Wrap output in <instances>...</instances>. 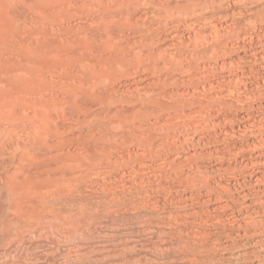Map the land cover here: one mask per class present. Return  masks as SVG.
<instances>
[{"label": "rangeland", "instance_id": "1", "mask_svg": "<svg viewBox=\"0 0 264 264\" xmlns=\"http://www.w3.org/2000/svg\"><path fill=\"white\" fill-rule=\"evenodd\" d=\"M244 1L0 0V264L81 245L70 264H264V24ZM60 212V250L3 229Z\"/></svg>", "mask_w": 264, "mask_h": 264}, {"label": "bare ground", "instance_id": "2", "mask_svg": "<svg viewBox=\"0 0 264 264\" xmlns=\"http://www.w3.org/2000/svg\"><path fill=\"white\" fill-rule=\"evenodd\" d=\"M246 1V0H245ZM244 1V2H245ZM250 2H252V0L250 1ZM254 2V1H253ZM256 2H257V6H260V8H259V10L258 9H256L257 11V15L260 17V20L261 21H263V24H264V0H256ZM243 3V2H242ZM247 3V2H246ZM203 4V3H202ZM250 4V3H249ZM256 4V3H255ZM241 5V4H240ZM252 5H253V3H252ZM183 6V5H182ZM195 6V5H194ZM251 7V6H250ZM249 7V8H250ZM255 7H256V5H255ZM251 9V8H250ZM255 9V8H254ZM184 10V9H183ZM181 13V12H180ZM253 13H255V11L253 12ZM190 15V14H189ZM254 15V14H253ZM257 15H255L256 17H257ZM202 16V15H201ZM181 17V16H180ZM183 17V16H182ZM253 17V16H252ZM255 17V18H256ZM186 19V18H185ZM257 19V18H256ZM203 20V19H202ZM213 20V19H212ZM259 20V19H258ZM206 22V21H205ZM259 23H260V21H259ZM258 23V24H259ZM250 24H251V22H250ZM202 25V24H201ZM249 25V24H248ZM255 25V24H254ZM257 25V24H256ZM218 26V25H217ZM214 30H216V29H214ZM213 31V30H212ZM241 31V30H240ZM203 33V32H202ZM216 33V32H215ZM221 35V34H220ZM263 36V35H262ZM262 41V40H261ZM3 128V127H2ZM2 130H4V129H2ZM15 131V130H14ZM17 131V130H16ZM0 134H2V133H0ZM37 135V134H36ZM3 137V134L2 135H0V137ZM33 136V135H32ZM40 137H41V135H40ZM36 139V138H35ZM38 139V138H37ZM40 139V138H39ZM2 140H3V142H4V139L2 138ZM29 140V139H28ZM33 141V140H32ZM1 143H2V141H1ZM5 143V142H4ZM3 143V144H4ZM7 144V143H6ZM30 144V143H29ZM0 147H2L3 148V145L2 146H0ZM7 147H8V145H7ZM18 147V149H19V147H20V144H19V146H17ZM17 147H15L16 149H17ZM49 147V146H48ZM14 148V147H13ZM22 148H24V147H22ZM4 149V148H3ZM3 149H1L0 150V152H3ZM9 149V148H8ZM20 149H21V147H20ZM25 149V148H24ZM10 150V149H9ZM22 150V149H21ZM8 151V150H7ZM23 151V150H22ZM32 151V150H31ZM9 152V151H8ZM12 152V151H11ZM11 152L8 154V155H10L11 154ZM14 152V151H13ZM17 152H18V150H17ZM30 152V151H29ZM5 153V152H4ZM7 154V153H6ZM29 154V153H28ZM12 155V154H11ZM16 155V154H15ZM20 155V154H19ZM4 157H5V159H6V157H7V155H4V154H2V153H0V175H2V176H4V174L5 173H9V167L7 166V161L4 159ZM11 157V156H10ZM9 157V158H10ZM8 158V159H9ZM14 158H15V156H14ZM18 158H19V156H18ZM20 159V158H19ZM18 159V160H19ZM11 160V159H10ZM17 160V159H16ZM21 160V159H20ZM18 163V162H17ZM8 167V168H7ZM77 170V169H76ZM75 171V170H74ZM73 170H72V172H74ZM76 172V171H75ZM83 172V171H82ZM70 173V172H69ZM70 174H72V175H69V177H67V175H66V178H65V176H63V178H65V180L66 181H64V182H67V185L69 184V185H74V184H76V185H78V189L81 187L80 185H83V181L82 180H78L77 179V181H76V177H77V174L75 175V173L73 174V173H70ZM83 174V173H82ZM193 176V175H192ZM79 177H82L81 176V174H80V176ZM78 177V178H79ZM2 178V177H1ZM6 178V177H5ZM61 178V177H60ZM193 179V178H192ZM62 180H64V179H62ZM7 181V180H6ZM61 181V180H60ZM174 181V180H173ZM71 183V184H70ZM175 183V182H174ZM199 184V183H198ZM61 185V184H60ZM63 185H66V183L65 184H63ZM219 186H220V184H218ZM58 186V185H57ZM80 186V187H79ZM176 187H177V185H175ZM63 187V186H62ZM73 187H75V186H73ZM68 188V187H67ZM70 188V187H69ZM72 188V187H71ZM173 188V187H172ZM212 189H214V188H212ZM61 190H63V188L61 189ZM66 190H68V189H66ZM72 190V189H71ZM215 190V189H214ZM201 191V190H200ZM212 191V190H211ZM61 192V191H60ZM65 192V191H64ZM213 192V191H212ZM211 192V193H212ZM50 193V192H49ZM62 193V192H61ZM220 193V192H219ZM55 194V193H54ZM59 194V193H58ZM65 194H68V193H65ZM227 194V193H226ZM50 195V194H49ZM53 195V194H52ZM63 195V194H62ZM70 196V195H69ZM57 197V196H56ZM221 197V196H220ZM23 198V197H22ZM27 198V197H26ZM42 198V197H41ZM67 198V197H66ZM31 199V198H30ZM53 199V198H52ZM63 199H65V198H63ZM197 199H199V198H197ZM219 199V198H218ZM221 199V198H220ZM28 200V199H27ZM38 201H36L37 202V204H38V206H37V208H35L37 211L39 210V208L41 209V210H43V211H45V210H47V209H49V208H52L53 206H52V204L50 203V200H48V198L46 197V198H42V199H40V198H38L37 199ZM62 200V199H61ZM67 200V199H66ZM200 200V199H199ZM222 200V199H221ZM195 201V200H194ZM223 201V200H222ZM20 202V201H19ZM34 202V201H33ZM58 202V201H57ZM66 202H68V200L66 201ZM21 203H23V202H21ZM104 203V202H103ZM200 203V202H199ZM227 203V202H226ZM29 204V203H28ZM31 204V203H30ZM25 205H26V203H25ZM32 205V204H31ZM35 205V204H34ZM229 205V204H228ZM2 206V205H1ZM36 206V205H35ZM10 207H12V206H10ZM25 207V206H24ZM28 207V206H27ZM54 207H55V205H54ZM236 207V206H235ZM207 208V207H206ZM1 209V208H0ZM23 209V208H22ZM32 209V208H31ZM24 210V209H23ZM60 210H62V208L60 207ZM69 210V209H68ZM3 211H5V210H3ZM25 212H26V209L24 210ZM63 211V210H62ZM236 211V210H235ZM239 211V210H238ZM242 211V210H241ZM244 211V210H243ZM9 212V211H8ZM24 212V213H25ZM49 212V211H48ZM71 212V211H70ZM15 213V212H14ZM23 213V214H24ZM29 213V212H28ZM32 213H34V212H32ZM61 214L60 215H57L56 217H54V215L55 214H53V216L52 217H54V218H51L50 220H47V221H40V219H43V218H45V216L43 217L42 215H41V217L40 216H38V217H36V216H30L29 218H27V219H25L24 220V217L25 216H23L22 214V217H16V218H14V219H12L11 218V220L9 219V221L7 222V223H5L4 224V226H3V229H4V232H6L7 230L9 231H11V229H13V231L14 230H16V232L14 233L15 234V236H16V238H21V237H24L25 235H28L29 234V236L30 235H38V234H40L39 235V237H41V238H43V240L45 239L47 242H50L51 244L53 243H55V240L57 239V241L56 242H58L59 243V241H58V239H61L62 237V239H64V237L66 238L68 235H71L72 233H73V235L75 234L74 233V231L72 232V230H73V227H71L72 229H70V228H68V227H65L64 225H66V223L69 221V224L72 222L71 221V219L72 218H70L69 220H68V217H67V214H63V212H60ZM16 214V213H15ZM44 214V213H43ZM17 215V214H16ZM19 215V214H18ZM27 215V214H26ZM167 215V214H166ZM15 216V215H14ZM48 216V215H47ZM168 216V215H167ZM235 216V215H234ZM43 217V218H42ZM47 218V217H46ZM237 219V218H236ZM235 219V220H236ZM246 219V218H245ZM147 220V219H146ZM169 220V219H168ZM238 220V219H237ZM240 221V220H239ZM248 221V220H247ZM57 222H59V223H57ZM60 222H62V225H60L61 223ZM238 222V221H237ZM239 224H240V222H238ZM58 224V225H57ZM236 224V223H235ZM74 225V224H73ZM152 225V224H151ZM241 226V225H240ZM166 227V226H165ZM243 227H244V225H243ZM255 227H257V226H255ZM56 230V231H55ZM7 231V232H8ZM242 231V230H241ZM3 232V233H4ZM81 232H82V230H81ZM82 234V233H81ZM4 235V234H3ZM11 235V234H10ZM76 236V235H75ZM32 237V236H31ZM34 237V236H33ZM59 237H61V238H59ZM69 237V236H68ZM71 237V236H70ZM73 238H75L74 236H72ZM80 237V236H79ZM9 238V237H8ZM38 238V237H37ZM78 238V237H77ZM82 238V237H81ZM84 238V237H83ZM52 239H55V240H53V242H51L50 240H52ZM69 239V238H68ZM72 239V238H71ZM43 240H41V241H43ZM70 240V239H69ZM69 240H66L65 241V243L67 242V241H69ZM40 241V240H39ZM62 242H64V240H61ZM75 241V240H74ZM21 242V241H20ZM62 242H60L59 244H58V246H62L61 244H63ZM72 242V241H71ZM1 243V242H0ZM57 244V243H56ZM74 244H76V243H74ZM50 245V244H49ZM64 246V248H65V246H67V245H63ZM62 246V247H63ZM82 246V245H81ZM79 247V246H72V247H70L69 249H68V252H67V255H66V258H65V260L62 262V263H60V264H70L68 261L70 260V259H72V258H74V257H77V256H79V248H82V247ZM259 246V245H258ZM9 247V246H8ZM51 247V246H50ZM55 247V244H54V246L52 247V248H54ZM51 248V249H52ZM55 248H57V245H56V247ZM54 248V249H55ZM53 249V250H54ZM57 249H59L60 250V247L59 248H57ZM261 249H262V251L264 252V247L262 246L261 247ZM65 250V249H64ZM67 250V249H66ZM83 250V249H82ZM18 251V250H17ZM42 251V250H41ZM49 251V250H48ZM9 252V251H8ZM185 252V251H184ZM261 252V251H260ZM40 253V252H39ZM49 253V252H48ZM57 254H58V252H57ZM56 254V255H57ZM9 255V254H8ZM14 255V254H13ZM37 255V254H36ZM39 255V254H38ZM50 255V254H49ZM59 255V254H58ZM83 255V254H82ZM242 255V254H241ZM42 257H43V254H42ZM41 257V258H42ZM83 257V256H82ZM1 258V257H0ZM43 258H45V256L43 257ZM81 258V257H80ZM16 259V258H15ZM29 259V258H28ZM32 259V258H31ZM39 258H37V260H38ZM59 259V258H58ZM82 259V258H81ZM1 260H2V258H1ZM17 260V259H16ZM33 260V259H32ZM31 260V261H32ZM78 260V259H77ZM261 260H263L262 262H264V259H261ZM29 261V260H28ZM3 262V261H2ZM10 262H12V261H10ZM15 262H17V261H15ZM40 262H41V260H40ZM52 262V261H51ZM50 262V263H51ZM261 262V261H260ZM5 264L7 263V262H4ZM3 263V264H4ZM22 263V262H21ZM55 263V262H54ZM29 264V263H28ZM30 264H32L31 262H30ZM53 264V263H52ZM263 264V263H262Z\"/></svg>", "mask_w": 264, "mask_h": 264}]
</instances>
